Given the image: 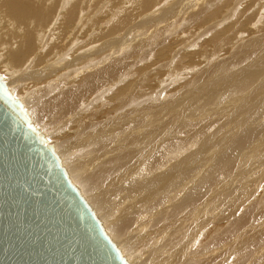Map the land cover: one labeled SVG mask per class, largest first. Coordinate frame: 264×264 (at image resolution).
Segmentation results:
<instances>
[{"label": "rangeland", "instance_id": "1", "mask_svg": "<svg viewBox=\"0 0 264 264\" xmlns=\"http://www.w3.org/2000/svg\"><path fill=\"white\" fill-rule=\"evenodd\" d=\"M76 1H77L76 3L74 0H47V1L44 0L43 1L44 2L43 5L45 7L48 8V6H50V9L52 8L51 12H52L53 17L56 16L54 18V20H53V17L51 18L53 20V21L51 20L53 23L51 21L48 23V25L51 23L53 27L55 25L54 30H53V27L51 25H49V26L46 25L45 28L47 30L50 29V31L53 34H55V32H53V31H55L57 29V35L59 33L63 32L62 34H59L58 36L56 34L53 35V37H55L57 41L55 39L53 40V38H52L53 41L51 40L52 42H55V41L57 42V49L60 50V51L57 50V57L58 58L60 57V59H57V63L59 64L60 61H61L60 63H62L59 65L57 64V67L59 68V74L62 73L60 76L62 77L64 72L69 73L68 72L69 70L70 71L74 70V69L77 70V67L80 66L82 68V67H85L87 65V64L84 65L85 63H82V62H80L81 65H79L80 63L76 59L74 60L75 62L71 61L73 65L69 64L68 62L70 61V58H72V60H73L75 56L77 57V55L81 54L80 50L77 47H79L80 45L83 44L84 45L83 47L80 46L83 49V48H86L89 45V43H90V45L88 46L89 49L87 47L86 49L81 50V52L84 51L82 54H84V57L87 58L88 60H90L89 56H93L92 57L93 60H97V61L100 59L102 60L103 58L104 59L106 58V60H107V57L105 55H107L108 52L111 53V50H114L115 52L112 51L113 52L111 54L112 56H110V54L108 55V56L114 57V58L108 57V60L112 59V61H114L115 58L118 56L117 57L118 59L125 60V64L128 65V66L125 65L126 67H124L126 69V71H121L119 69L118 76L120 75L119 77H121V75L123 73L125 74V72H126V74L131 76L132 74H134L133 72H136L135 73L136 77L132 75L133 79H132V76L131 77L128 76L127 78L122 79V81H119V79H120L119 78L118 81H117V79H115V84L114 83L111 84L110 81H108L109 83H107V85L105 86L106 89H107V86L109 87L108 90L110 89L109 91L107 90V92H109V93L108 94L106 93L104 95L106 100H108V101L110 99L113 100V101L110 100V102H109L110 108L109 107L104 108L105 109L104 114L107 115V117H109V118H111L112 116H115L116 111H118V110L121 111V107H120L121 105L118 107V104H119L117 101L118 99L115 98L119 89H120V91L122 90L124 92H126L129 89V92L128 91L126 92L127 94L126 93L124 94V92H123V94L121 93L118 97V98L123 97L121 99H124V101H125V96L127 95L126 98L128 97L131 100L129 99L128 103L126 100L125 103L128 106L131 105L133 107V109H132V107H125L124 104L122 105V108L124 107L125 109L124 108L123 109L126 111L129 110V112H127V113H129L131 115L129 116L127 114L128 117L125 115L124 120L119 119V121H121V122L118 121L119 124H121L123 122L125 123L124 128L122 129L121 132H119L121 134L120 140L125 145L133 144V146H134L133 152L135 154L140 155L139 162L132 164L130 166H127V167L122 166L118 170V172H120L124 169H127V171L130 173V175H132V180H130L128 183V185H130V187L129 188H125L123 186H121V188L117 187L108 193H112L111 196H115V197L120 196L122 199H125L127 197L128 199H131V200H133V196H137L138 194H142V193H147V194L154 196L157 199L161 194H158L156 192L155 184H156V181L160 178L153 179L152 178L153 173L155 174V176H159L164 171H168V174L173 173L174 178H176L178 176L174 180L173 186L181 185L182 189L179 187V189H181L179 192L172 191L170 194V198H171L170 203L165 204L164 206L160 207L159 209H168L169 205L171 203H173V206L174 205L176 206V202L182 198H183V200H185V204H187L188 206L189 205L193 206L196 202L203 201V198L205 200L204 202H206V200L208 201V202H206L207 203L206 210L203 211L199 215V218L196 222H194V221L191 222L190 219H185L182 222L183 226L185 225L186 228H188L189 225L194 222L193 223L194 230H195L194 238H193L192 242H189V244H191V245L189 246V248L187 250L185 249L182 252H177L176 255L187 256L190 259L202 258L199 261L195 262L194 264H264V145H263L264 141H262V140H264V133H263L264 132V123H263L264 122V98H263V96H264V78H263L264 77V64H263L264 58H262V57H264V53H262V51L264 52V44L263 45L260 44V43H264V35H263V33H264L263 32L264 31V27H263L264 26V0H219L220 2L216 6L212 5L215 7H212L210 9V11L209 10L207 12L205 11L206 13L203 10L207 7V2H208L207 0L200 1V2L205 3V5L202 4L203 6L201 5V3L200 4L198 3L199 1L196 2L198 4V6L196 3H195V6L192 5V4H194L193 3L194 0H152L153 2L149 0L150 3L147 0H146V2L144 0H139V1L135 0V1H137L136 2L137 4L134 3L135 1H133V0H129V1L128 0H76ZM142 1H143V4H142ZM204 1H206V2H204ZM45 2H47V3L49 2L48 6L46 5ZM71 2H73V4H71ZM131 2H132V5L130 4ZM179 2H180V4H179ZM77 3H78V6H77ZM182 3H183V5L180 6ZM72 5H76V6H72ZM200 5L202 7H200ZM146 6H148V7H146ZM72 7H74V8H72ZM184 7H186V8H184ZM71 8L76 13L73 11L71 12V10H72ZM164 8L165 9L167 8L166 9L167 11H164L165 10ZM77 9H78V11H77ZM83 9H84V11H83ZM66 10H68V11H66ZM89 10H90V12H89ZM214 10H216L215 14H214V12L210 13ZM161 11H163V14H161L162 13ZM169 11H170V13H169ZM159 12H161L160 15H158ZM164 12L166 14H168V16H166V14ZM145 13H146V15H145ZM153 13L155 15H153ZM202 13L204 16L202 15ZM65 14H66L67 18L65 17ZM79 14H80V16H79ZM118 14L120 17L118 16ZM151 14L153 16H151ZM115 15H117V16H115ZM205 15L212 16V17L206 16L207 19L208 18L210 19V20L209 19L206 20ZM78 16L79 17L82 16L81 20H79L80 18ZM113 16H114V18H113ZM168 17H170V18H168ZM157 18H158V20H157ZM161 18H162V20H160ZM77 19H78V21H77ZM85 19H86L87 23H85ZM98 19H100V20H98ZM116 19H118V24L116 23L117 22ZM68 20H70L72 22H70ZM97 20H98V22H96ZM189 20H191V21H189ZM194 20H196V21H194ZM121 21H123V22H121ZM192 21H193V23H192ZM58 22L59 23L61 22L62 24L61 23L57 24ZM217 22H218V24H217ZM63 23H65V25ZM67 23L70 26H68ZM91 23H94V24H91ZM75 24L76 25L78 24V25L76 26ZM79 24L81 25V27ZM140 24H144V26L141 27ZM139 25H140V27H139ZM74 26H76V27H74ZM69 27H72V28H69ZM77 27H78V29H77ZM83 28H85L86 31ZM87 28H89V29H87ZM129 28H131V30ZM62 29H65V30L61 31ZM71 29H72V31H71ZM73 29L74 30L76 29V31H74ZM98 29H99L100 33H102V31H105V34L103 35V33L102 34L98 33ZM114 29H115V32H114ZM94 30L96 31V33H94ZM50 31L48 30V32H50ZM159 31H160V34H158ZM69 32L72 34H70ZM81 32L82 33L84 32V34H81ZM78 33L80 34V36ZM110 33H111V35H110ZM154 33L155 34L157 33V35H160V36L156 37V35ZM85 34L88 35L89 38ZM89 34H90V36H89ZM153 34L155 36H153ZM65 35H66V38H65ZM224 35L226 37H224ZM49 36L51 38L52 34L48 33V36L46 35L48 40H49V38H48ZM60 36L63 38H61ZM149 36L152 38L153 41L155 40V42H156V40H159L156 42L159 45L155 44V42L153 44L152 40L150 42ZM221 36L223 38H221ZM46 37H45V39L42 40V43L44 41H48L46 39ZM85 37L88 39V41L85 40L86 39ZM102 37H103V39H102ZM110 37H112L111 39L113 40L112 41L110 39V41L113 42V44H116L117 48L116 47L114 48L115 45H113L112 43L110 44V41L107 40V38L109 39ZM142 37H144V38L147 37L146 39H148V40H146ZM252 37H259L260 39L258 38L255 41H252V42H250L244 46L243 43L249 42L250 38H252ZM70 38H72V39H70ZM78 38H79V41H77ZM104 38H106V39H104ZM140 38H142V39H140ZM115 39H117V40H115ZM72 40H74L73 41L74 44L72 43ZM103 40H104V42L106 40L109 42V44H108L106 41L105 45H109L110 48L112 46L113 47L111 49H109V46L99 48V46L102 45L101 43H104V42H102ZM137 40H138V43L140 44V46H142V47H143V45L145 46L146 43L147 44L149 42L151 43V45L149 43L148 46H146L147 50H145V47H144V50L142 52L143 57H142V53H140L141 56L139 54V52L143 49L142 47H140L141 50L139 48L140 51L136 50V51H138L137 54H135L136 51H131V49H132L131 46L133 44H136ZM139 40H140V42H139ZM83 41H84V43H83ZM85 41H86V43H85ZM36 42H37V40H36ZM78 42H79V44H78ZM133 42H135V43H133ZM61 43H62V45H61ZM251 43H253V44H251ZM44 44L46 45V42H44L42 46H45ZM85 44H87V45L85 46ZM117 44H119V45L121 44V45L120 46L118 45L119 46L118 47ZM67 45H68V47H67ZM252 45H253V47H252ZM259 45H260V47H259ZM70 46H73V47H70ZM64 47L67 48L66 52H68L69 55L66 52L64 54L62 53L63 50L65 49ZM90 47H93L92 49L95 51H93V52L90 51ZM100 47H102V46H100ZM243 47L244 48L246 47L247 49L246 48L244 49ZM250 47H252L253 49ZM258 47L260 48V50L258 49L259 51L257 50ZM43 48H45V47H43ZM107 48H108V50H107ZM241 48L243 49V51ZM240 49H241V51H240ZM75 50H76V53L74 54ZM86 50H88V52ZM89 51L92 52V53H90V55H88ZM34 52H37V51L33 49V53ZM85 52H86V54H85ZM95 52H96L97 58L99 57L98 59L95 57L96 55H93V53H95ZM98 52H101V53L103 52V54H105V55H100L101 53L99 54ZM182 52L184 53V56H183ZM247 52H248V54H247ZM33 53L30 55H35ZM61 53L63 55H65V58L67 57V59H65V58L63 59L64 56H61L60 55ZM132 53L134 54V56H132ZM145 53H147V54H145ZM36 54H39V53L37 52ZM98 54H99V56H98ZM114 54H116V55H114ZM66 55H68V56H66ZM136 55L139 57H137ZM181 55H182V59H181ZM101 56H103V57H101ZM130 56H132V57H130ZM135 56L137 59L135 58ZM177 56H180V57H178V58H180V60L177 58ZM36 57H37V55H35L33 57L31 56L30 58L28 57L27 59H30V60L26 59L25 61H27L26 63L28 65L30 64V62L32 64L36 60ZM84 57L82 56V59H84ZM51 58H53V56ZM92 58H91V60H92ZM128 58H130V59H128ZM142 58H145V60L143 61ZM170 58L172 61L170 60ZM104 59L102 61H104ZM176 59H177V61H176ZM49 60H50V58L47 60V56H46V63ZM58 60H60V61H58ZM62 60L63 61L65 60L64 62L67 61V63L64 64ZM106 60L104 62H106ZM108 60L106 63L112 62L110 60L108 62ZM25 61H24V66L23 65L20 66V68H21L20 72H24L26 74H29L28 73L29 71H27V70H28L30 65L28 66L25 63ZM175 62L176 63L179 62L181 67L178 64H175ZM40 63H41V61H40ZM220 63H223L222 66H224L226 68V69L225 68L224 69H225V71H227V74L226 73L224 74V71H222V73H221L219 66H217ZM231 63H232V66H231ZM234 63H236V64H234ZM248 63H249V65H248L247 70H249V72H247L243 68V66H245ZM88 64H90V63H88ZM74 65H76V66H74ZM82 65H84V66H82ZM222 66H221V68H222ZM249 66H250V68H249ZM251 66H252V68L254 67L253 68L254 70L252 69V71L250 72ZM9 67L12 68L13 66L10 65ZM9 67L4 68L3 66L2 67L0 66L1 72H4V70H1V68L6 69V73L5 72L1 73L0 76L2 75L1 76L2 80L4 79L7 82H11L13 80L15 73H17L16 69H15L16 71L13 70L16 67L12 68L13 72L15 71L14 73L12 72V70ZM71 67H72V69H70ZM127 67H128V69H127ZM216 67L218 68V70ZM62 68L64 69V72H62V70H60ZM79 68H78V71L75 70L76 73L82 71V69H83V68L82 69L80 68V70H79ZM8 69H9V72L11 71L12 76H11V74L7 73ZM17 69L19 72V67H17ZM32 69L30 68L29 70H32ZM125 69H122V70H125ZM259 69L262 70V72ZM129 70H130V73H129ZM131 70L133 72H131ZM237 71H238V74L236 73ZM206 72L207 73L209 72V73L207 74ZM228 72H230V73L234 72L232 74L233 75L235 74L236 76L234 75V77H233L232 74H230ZM205 74H206V76H205ZM212 74H214V76ZM223 74L224 75L230 74V75L223 77L224 76ZM254 74L256 75V79L258 78L257 80H259V81H257L254 78L255 77ZM215 75L217 77H219L221 75H223V76H221L220 78H217ZM239 75H240V77H239ZM246 75L247 76L250 75V77L249 76L247 77ZM209 76H211V77L213 76L211 78L212 80L208 79ZM259 76H261V78H259ZM235 77H237L238 79ZM245 77H246V80L249 82H247V81L245 82ZM252 77H253V79H252ZM134 78H135V80H134ZM147 78H149V79H147ZM215 78H216V80H215ZM225 78H226V80H224ZM250 78L252 81L250 80ZM138 79L141 80V82L143 84H141V82ZM137 80L139 81V83ZM203 80H204V82L208 81L210 84V92H209L210 95H208L209 93L204 94L205 91L203 93V90L205 89V86L202 87L201 97H200V99L198 98V101H197V99L194 100V101H197V103L195 104V103H193V101L188 100L187 96L188 95L190 96V94L193 92L194 88L197 90L200 84L196 85V83L203 81ZM238 80H240V81H238ZM253 80H256L255 85H254ZM116 81H117V83H116ZM125 81H126V83H124ZM147 81H149V82H147ZM190 81H193L192 87L188 89V90H191V92L187 91V88L190 87L191 85H188V87L185 86L188 83L192 84V82H190ZM242 81H243V83H242ZM229 82H230V84L233 82V83H235L234 85H237V87L235 86V88H234V90H235L234 92H232L233 89L229 90V91L232 90L231 92H225L224 91L226 86H229V87L234 86L233 84H231V86H230ZM250 82H251V84H250ZM257 82L260 84H258ZM121 83H122V85H121ZM137 83L139 86L137 85ZM148 83H149V85L152 83L153 85H150L152 87H149ZM161 83H163V84H161ZM236 83H238V84H236ZM144 84H146L150 89ZM243 84H246L247 87H245V85H243ZM256 84H258L259 86ZM133 85H134V88L137 89L136 91L134 88L132 89L131 87H129V86L133 87ZM142 85H144V86H142ZM218 86H219V90H218ZM238 86H240L239 87V93H235V92H238V89L236 90V88H238ZM242 86L244 87V89ZM113 87H114L115 91L112 90ZM115 87L118 90H116ZM138 87H139V89H138ZM248 87H249V89H246ZM7 88L9 89L10 86L7 85ZM151 88H152V90H151ZM240 88L243 90H241ZM250 88L256 89V92H254L255 90L252 91L253 95H251L252 93H250V92L247 93L248 90H251ZM195 89H194V91H195ZM220 89L223 90V93L221 92L222 90H220ZM158 90H160V91H158ZM179 90H181V91H179ZM259 90H260V93H258ZM161 91H162V93L160 94ZM130 92H133V96H131L132 93H130ZM185 93H187V95ZM233 93L236 95H234ZM173 94H174V96H173ZM214 94H217V95H214ZM223 94H224V96H223ZM111 95H113V96L111 97ZM185 95H186V97H185ZM205 95H208V96L212 95L213 97H209L210 99L208 98V100L206 101L207 96H205ZM109 96H110V98H108ZM169 96H170V98H169ZM217 96H218V98H217ZM237 96H240V97H237ZM253 96H254V98H253ZM133 97H134V99H133ZM185 98L187 101L185 100ZM212 98H214V100ZM215 98H216V100H215ZM168 99L169 100L171 99L172 101L174 99H176L178 103L177 102H175V103H177L178 106L175 103L170 104V102L172 103V101L171 100L168 101ZM178 99H179V101H178ZM231 99H233V100L236 99L235 101H239L240 104H238V105L241 106V110L243 108H245V110H246V111H243V113H245L244 114L245 117L243 115L242 116L243 118H241V119L237 118L238 120H234L235 123H234V121L231 123L234 125H231L230 123H226L228 117L237 113V110H238V107H236L237 109L234 108L237 105H234V104L232 105V103L230 102ZM241 100L243 102L244 101L245 102L243 103V102H241ZM114 101H115V107H114ZM124 101H123V103H124ZM163 101H165V102L167 101V102L164 103ZM161 102L164 103L165 105L162 104ZM180 102H183V104L181 105ZM188 102L189 103L192 102L193 104L192 103L187 104ZM174 104L176 106H174ZM90 105L96 106V104H94V103H91ZM171 105H173V106L171 107ZM180 105L186 106V107L188 106V108L183 109V107H181ZM196 105H198V106H196ZM111 106H113V107H111ZM213 106H215V107H213ZM96 107H98V106H96ZM96 107H92V108L97 109ZM178 107L182 108V109H178ZM207 109H208V111H207ZM203 110H205L207 113ZM191 111H193V112H191ZM130 112H132V113H130ZM107 113H110L113 115H110ZM222 113H223V115H222ZM155 116H157V117H155ZM256 117L259 119H257ZM134 118H135V121H136V119L138 120L136 124H135ZM130 119H132L131 120L132 122L130 121ZM143 120L145 121V123ZM148 120H149V122L151 121V123H154L158 129H160V132L158 130L155 132V135L153 134L154 136L148 135L146 133V131L150 128L148 126L149 125ZM259 120H261V121H259ZM224 121H225V123H223ZM211 122H213V123H211ZM246 123H248L249 126H248V124L246 125ZM259 123L262 125V127L260 126ZM138 124H140V125L137 127L136 125H138ZM145 124H146V127H143V125L145 126ZM227 124L230 127L227 126ZM141 125H142V128H141ZM151 125L152 124H150V126ZM62 126H64V125H62ZM147 126H148V128H147ZM241 126H242V128H241ZM252 127L261 128V129H259L261 139L258 142L251 144L250 146H252V147H250V146L247 147L248 150L251 149L252 155L250 154V150L248 153V150L246 148L241 149L239 146L237 149L238 152H236V157L239 160L236 159V157H235V159L233 160L234 161L233 163L235 165L231 164L229 166V168L231 167L230 171H232V172H228L227 174H225V177L227 178L229 176L228 174L230 173V176L226 179L227 181H224V178H225L224 175L222 177H220V175L219 176L216 175L217 173L219 174L220 170L223 168V167H221V169L219 168L218 171L213 172L211 175L212 177H215L214 175L217 176V178L215 177L217 179L215 184H213L211 186L207 185L208 183L206 184V182H208V180L210 179L211 176L209 177V175H208L207 177H209V178L205 177V179L203 177L212 171L210 169H211L216 157L219 156V153L220 152L222 153L223 150L225 149L224 152L226 154H227V152H228V154H230L229 152H231L233 154L235 152L234 147L236 145L235 144L230 145V143L232 141H234L235 139H239L240 136L247 134L246 132H248V130L250 131V128H252ZM143 128L145 130V133L142 132V131H144ZM145 128H147V129H145ZM223 128H224V130H223ZM65 130L63 129V132ZM68 130H69V128H68ZM68 130H66L65 132H67ZM236 134H237V136H236ZM222 135L224 136L223 138H222ZM233 136L236 138H234ZM206 138L208 139V141H206L204 144L201 143L202 140H205ZM217 141L219 144L217 143ZM254 141H257V140H254ZM216 143L218 144V146ZM234 143H237V142H234ZM258 143L261 146L260 145L258 146ZM206 144H208V145H206ZM225 144H227V145L225 146V148H223ZM156 145L157 146L159 145L160 148H156L157 147ZM220 145L222 146L223 150H222ZM237 145H239V144L237 143ZM253 145H255V147H253ZM256 147H257V149H256ZM259 147H261L260 150L263 152H261L259 150ZM227 148H229V149H227ZM217 150H218V153H217ZM242 150H243V152H242ZM253 150L255 151V154H254ZM256 150H257V152H256ZM128 151H130V148L128 149ZM240 151H241V154L239 153ZM244 152L247 153L248 155L243 154ZM156 154L161 155L165 159H167L169 157V159L166 160V162H164V163L159 162V164L161 163L160 165L156 164V161L159 160L158 157L156 156ZM222 155L223 154H221V156ZM243 155H244V157H243ZM246 155H247L250 163H248V161H247L248 159L246 158ZM257 156H258V158H257ZM150 159L152 160L151 163H149ZM243 159L245 161L244 163H242ZM189 164H190L192 169L190 168ZM219 165H221V164L219 163ZM232 165L234 166L233 168H232ZM148 167H152L153 172L147 171ZM194 167H195V169H194ZM185 169H186V171H185ZM188 169H190V170H188ZM237 170L240 171V173L237 172ZM157 173H160V174H157ZM179 174H181V175H179ZM189 174L190 175L192 174L195 176H193V178H189V177H192ZM111 175L112 174L108 175V178ZM202 178H203V180H202ZM187 180H188V183H187ZM205 180H206V182H205ZM222 181H224V182H222ZM183 183H185V185H183ZM186 183H187V185H186ZM218 183L221 187L218 185ZM133 185L138 187V188H135ZM214 185H216L217 187L214 188ZM194 186H195V188H194ZM140 187H141V189H139ZM198 187L200 189V194H199L198 190H195ZM223 188L227 189V193L223 194V191H221ZM216 189H218L219 191ZM99 191L102 192L101 187L97 189V192H99ZM125 191H127L128 193H132V196H129L130 195L129 194V195L123 197ZM216 191H218L219 194ZM183 193H186V195L184 196ZM194 194L198 197H196ZM207 197H209V198H207ZM199 198H201L202 200ZM153 211H155V210H153ZM242 216H244V218H242ZM249 216H254V217L251 220L243 221V220H246L247 217H249ZM169 217H171V216H164V212H162L161 216L159 218H157V220L151 221L147 225L146 228H148V227L156 228L157 224L166 222ZM161 219H162V221H161ZM241 220L243 222L240 223ZM143 221L144 220H141L138 223H135L134 225H132V227L135 228L139 223H143ZM184 222H187V223H184ZM180 227H182V226L177 227V230L179 233L181 232ZM140 228H144V227H140ZM145 231H148V230L147 229H141L140 233H143ZM186 234H188V232ZM167 238L168 237H162L161 242L159 244H156V245L165 246ZM167 249H168V247H166V249H165L166 253H167ZM136 252L139 255H144L147 251H145L142 247H140Z\"/></svg>", "mask_w": 264, "mask_h": 264}, {"label": "bare ground", "instance_id": "2", "mask_svg": "<svg viewBox=\"0 0 264 264\" xmlns=\"http://www.w3.org/2000/svg\"><path fill=\"white\" fill-rule=\"evenodd\" d=\"M44 0H0V66L4 67V68H7L9 67L10 65H12L13 67H16L14 68L13 70H17V73H15L14 77H13V80L11 82H7L5 81L4 79V82L6 83V86H10L9 88V92L17 99H19L23 105V108L25 109V111L27 112L31 122L34 124V126L40 131V133L46 138L47 142L52 144L53 145V148L55 150V152L58 154L59 156V159H60V162H61V165L65 168L66 170V173L70 179V181L76 185L80 191V193L85 197V199L87 200V202L90 204V206L94 209L96 215L99 217V219L101 220V223L104 227V229L106 230V232L108 233V235L110 236V238L114 241V243L116 244V246L119 248L121 254L125 257V259L130 263V264H194L195 262L199 261L200 259L202 258H197V259H190L188 258L187 256H178L176 255L177 252H182L184 251L185 249L187 250L189 248V246L191 244H189V242H192L193 238H194V226H193V223L196 222L199 218V215L206 210L207 208V203L208 202L206 200V202H204V198H203V201H199V202H196L193 206L192 205H187L185 204V200L182 199H179L177 202H176V206L174 205L173 206V203H171L169 205V208L168 209H159L160 207L164 206L165 204H168L170 203L171 201V198H170V194L172 191H175V192H179L182 187L181 185H177V186H173V182L176 178L173 177V173H169L168 174V171H164L162 174L160 173H157V174H160L159 176H155V174L153 173L152 175V178L153 179H157V178H160L156 181V184H155V188H156V192L158 194H161L157 199L150 195V194H147V193H142V194H138L137 196H133V200L131 199H128L127 197L125 199H122L120 196H111L112 193H108L110 191H112L113 189L119 187L121 188V186L125 187V188H129L130 185H128L129 181L132 180V175H130V173L127 171V169H124L120 172H118V170L123 166V167H127V166H130L132 164H135L137 162H139L140 160V155L139 154H135L133 152V144H130V145H125L121 140V134L119 132L122 131V129L124 128L125 126V123H121L119 124V119L120 120H124L125 118V115L128 117V115L130 116L131 114L127 113L129 112L124 110L122 108V105L124 104L125 107H132L130 104V106H128L125 101L127 100V103L129 102L128 100L130 98H126L125 96V101L124 99H121V98H118L119 95L124 91H119L117 92L116 94V97L118 100V107L120 106L121 107V111H114L115 112V116H112L111 118L107 117V115L104 114V111L105 109L104 108H107L109 107V101L106 100L105 98V94L109 93L107 92L108 90V86H107V89H106V85L107 83H109L108 81H110V83H114L115 84V79H119V81H122V79L124 78H127L128 74H125L121 75V77L118 76V72H119V69L121 71H126V69L124 67L128 66L125 64V60L123 59H117L115 58L114 61H112V59L110 61L112 62H109L108 60V57L112 56L111 54L113 53L112 51L114 50H111V53L108 52L107 55L103 54V52H98L100 55H105L107 57V60L109 63H106L107 60L106 58L104 59V61L106 60V62L102 61L101 59L100 60H93V56H89L90 60H88L87 58L84 57V54H82L84 51L81 52V50L83 49H86L89 45L86 47V48H83L82 47L84 46L83 44L80 45L82 47H80L78 44L79 47H77L79 50H80V55H77V57L75 56L74 59L72 60V58H70V61L68 62L69 64L73 65L72 62L76 59L82 63H85L84 65H86L85 67H80L82 69V71L80 72H77L78 71V68L77 67V70L74 69V70H69L68 72L69 73H65L64 72V69H60L62 70V72H64L63 76L61 77L60 75L62 74H59V68L57 67V59H60V57L58 58L57 57V50L60 51L59 49H57V40L55 37H53V35H57V27L55 28L56 30L53 31L55 32V34H53L50 29H48L50 32H48V30L45 28L46 25H48V23L52 20L51 18L53 17L52 15V12H51V9H50V6H48V3H46V5L48 6L45 7L43 5V2ZM47 1V0H46ZM75 3L77 2L76 0H74ZM129 1V0H128ZM135 1V0H133ZM139 1V0H138ZM146 2V0H144ZM149 1V0H147ZM152 1V0H150ZM149 1V3H150ZM199 1L198 3L201 5L205 3L203 2H200L202 0H194V5L195 6V3ZM207 7L203 10L204 12L206 11H210V9L212 7H215L220 1L219 0H207ZM59 2V1H58ZM137 1H135L134 3H136ZM153 2V1H152ZM206 2V1H204ZM53 3V2H52ZM148 3V4H149ZM178 3V2H177ZM176 3V4H177ZM71 4H73V2H71ZM132 5V2L130 3ZM137 4V3H136ZM135 4V5H136ZM142 4H143V1H142ZM173 4V3H172ZM180 4V2H179ZM197 4V3H196ZM51 5V4H50ZM139 5V4H138ZM150 5V4H149ZM183 3L180 5L182 6ZM191 5V6H192ZM200 5V7H202ZM212 5H215V6H212ZM67 6V5H66ZM72 6H76V5H72ZM77 6H78V3H77ZM198 6V4H197ZM219 6V5H218ZM102 7V6H101ZM148 7V6H146ZM145 7V8H146ZM168 7V6H167ZM172 7V6H171ZM193 7V6H192ZM74 8V7H72ZM71 8V9H72ZM90 8V7H89ZM132 8V7H131ZM141 8V7H140ZM176 8V7H175ZM186 8V7H184ZM70 9V10H71ZM133 9V8H132ZM165 9V8H164ZM167 9V8H166ZM164 10V11H167V10ZM177 10V9H176ZM217 10V9H216ZM212 11L210 13H213L215 14V11ZM68 11V10H66ZM75 12L73 9L71 10V12ZM78 11V9H77ZM81 11V10H80ZM84 11V9H83ZM103 11V10H102ZM138 11V10H137ZM65 12V11H64ZM70 12V11H69ZM87 12V11H86ZM90 12V10H89ZM151 12V11H150ZM162 12V13H161ZM159 12L158 15L163 14V11ZM181 12V11H180ZM199 12V11H198ZM205 12V13H206ZM242 12V11H241ZM244 12V11H243ZM76 13V12H75ZM79 13V12H78ZM155 13V12H154ZM153 13V15H155ZM165 13V12H164ZM170 13V11H169ZM194 13V12H193ZM240 13V12H239ZM67 14V13H66ZM65 14V17L67 18ZM69 14V13H68ZM74 14V13H73ZM90 14V13H89ZM88 14V15H89ZM149 14V13H148ZM166 14V13H165ZM177 14V13H176ZM209 14V13H208ZM242 14V13H241ZM56 15V14H55ZM78 15V14H77ZM146 15V13H145ZM151 14V16H153ZM175 15V14H174ZM203 15V13H202ZM213 15V14H212ZM219 15V14H218ZM74 16V15H73ZM72 16V17H73ZM80 16V14H79ZM78 16V17H79ZM86 16V15H85ZM117 16V15H115ZM119 16V14H118ZM150 16V15H149ZM148 16V17H149ZM165 16V15H164ZM166 16H168V14H166ZM200 16V15H199ZM204 16V15H203ZM208 16V15H205V17ZM214 16V15H213ZM229 16V15H228ZM56 17V16H55ZM53 17V20L54 18ZM71 17V16H70ZM87 17V16H86ZM120 17V16H119ZM192 17V16H191ZM208 17H212V16H208ZM81 20L82 16L79 17ZM114 18V16H113ZM170 18V17H168ZM189 18V17H188ZM194 18V17H193ZM198 18V17H197ZM201 18V17H200ZM199 18V19H200ZM239 18V17H238ZM60 19V18H59ZM62 19V18H61ZM76 19V18H75ZM111 19V18H110ZM109 19V20H110ZM121 19V18H120ZM209 19V18H208ZM207 17H206V20H208ZM52 20V21H53ZM64 20V19H63ZM100 20V19H98ZM98 20L96 22H98ZM108 20V21H109ZM117 20V24H118V19ZM123 20V19H122ZM158 20V18H157ZM162 20V18L160 19ZM193 20V19H192ZM205 20V19H204ZM203 20V21H204ZM210 20V19H209ZM51 21V22H52ZM66 21V20H65ZM70 21V20H68ZM67 21V22H68ZM78 21V19H77ZM191 21V20H189ZM196 21V20H194ZM200 21V20H199ZM62 22V21H61ZM60 22V23H61ZM72 22V21H70ZM83 22V21H82ZM93 22V21H92ZM95 22V23H96ZM120 22V21H119ZM123 22V21H121ZM198 22V21H197ZM53 23V22H52ZM59 22L57 24H60ZM69 23V22H68ZM67 23V25H68ZM85 23L86 22V19H85ZM104 23V22H103ZM107 23V22H106ZM115 23V24H116ZM143 23V22H142ZM153 23V22H152ZM193 23V21H192ZM195 23V22H194ZM62 24V23H61ZM65 25V23H63ZM71 24V23H70ZM83 24V23H82ZM91 24H94V23H91ZM97 24V23H96ZM116 24V25H117ZM215 24V23H214ZM218 24V22H217ZM241 24V23H240ZM49 25L52 26V24L50 23ZM48 25V26H49ZM76 25V24H75ZM78 25V24H77ZM76 25V26H77ZM80 25V24H79ZM103 25V24H102ZM141 27L144 26V24H140ZM139 25V27H140ZM193 25V24H192ZM245 25V24H244ZM60 26V25H59ZM70 26V25H68ZM74 26V27H76ZM107 26V25H106ZM105 26V27H106ZM113 26V25H112ZM53 27V26H52ZM51 27V28H52ZM55 27V25H54ZM54 27H53V30H54ZM62 27V26H61ZM81 27V25H80ZM83 27V26H82ZM90 27V26H89ZM101 27V26H100ZM104 27V26H103ZM264 27V26H263ZM69 28H72V27H69ZM86 28V27H85ZM83 28L85 31L86 29ZM137 28V27H136ZM156 28V27H155ZM78 29V27H77ZM89 29V28H87ZM94 29V28H93ZM92 29V30H93ZM97 29V28H96ZM95 29V30H96ZM117 29V28H116ZM131 30V28H129ZM65 29H62L61 31H63ZM74 30V29H73ZM94 30V33H96V31ZM59 31V30H58ZM60 31V32H61ZM72 31V29H71ZM76 31V29L74 30ZM83 31V30H82ZM84 31V32H85ZM51 33L52 34V37L50 38V36L48 37L49 40L47 39L46 35L48 36V33ZM84 32L81 34H84ZM114 32H115V29H114ZM242 32V31H241ZM264 32V31H263ZM47 33V34H46ZM63 32L59 33V34H62ZM70 33V32H69ZM86 33V32H85ZM92 33V32H91ZM98 33L99 32V29H98ZM97 33V34H98ZM103 35L105 34V31H102ZM100 33V34H102ZM162 33V32H161ZM58 34V35H59ZM65 34V33H64ZM72 34V33H70ZM74 34V33H73ZM79 34V33H78ZM155 34V33H154ZM153 36L156 35V37L160 36V35H157V33ZM160 34V31L159 33ZM57 35V36H58ZM67 35V34H66ZM66 35H65V38H66ZM69 35V34H68ZM86 35V34H85ZM92 35V34H91ZM102 35V36H103ZM111 35V33H110ZM264 35V33H263ZM62 36V35H61ZM60 36V37H61ZM72 36V35H71ZM80 36V34H79ZM82 36V35H81ZM88 37V35H86ZM90 36V34H89ZM152 36V37H153ZM46 39L48 41H44L46 42V45L45 46H42L43 43H42V40L43 39ZM78 37V36H77ZM148 37V36H147ZM146 37V38H147ZM224 37H226L224 35ZM55 39L56 41L55 42H52L53 40ZM63 38V37H61ZM64 38V39H65ZM68 38V37H67ZM73 38V37H72ZM70 38V39H72ZM76 38V37H75ZM86 38V37H85ZM89 38V37H88ZM112 37H110L109 39L107 38V40L110 41ZM144 38V37H142ZM140 38V39H142ZM144 38V39H146ZM150 38V42L152 40V38L149 36ZM154 38V37H153ZM221 38H223L221 36ZM259 37H252L250 38L249 42H246V43H243V45L245 46L246 44L252 42V41H255L256 39H258ZM262 38V37H261ZM77 39V38H76ZM81 39V38H80ZM97 39V38H96ZM103 39V37H102ZM106 39V38H104ZM123 39V38H122ZM139 39V38H138ZM161 39V38H160ZM249 39V38H248ZM260 39V38H259ZM37 40V42H36ZM52 40V41H51ZM60 40V39H59ZM58 40V41H59ZM67 40V39H66ZM75 40V39H74ZM72 40V43L73 41ZM85 40L88 41V39L86 38ZM106 40V41H107ZM112 40V39H111ZM117 40V39H115ZM114 40V41H115ZM148 40V39H146ZM69 41V40H68ZM67 41V42H68ZM79 41V38L78 40ZM105 41V42H106ZM113 41V40H112ZM134 41V40H133ZM142 41V40H141ZM159 41V40H156V42ZM64 42V41H63ZM82 42V41H81ZM104 42V40L102 41ZM105 42L104 43H101L102 47H100L99 45V48H103V47H107L109 45H105ZM121 42V41H120ZM119 42V43H120ZM140 42V40H139ZM149 42V43H150ZM155 40L153 41L152 40V43L154 44ZM155 44H158L156 43ZM263 42V41H262ZM60 43V42H59ZM70 43V42H69ZM84 43V41H83ZM86 43V41H85ZM107 43L109 44V42L107 41ZM113 44V42L110 41V44ZM135 43V42H133ZM143 43V42H142ZM141 43V44H142ZM146 43V42H145ZM148 43V44H149ZM74 44V43H73ZM75 44V45H76ZM148 44L146 43L145 46L143 45L140 46V44L138 43V40H137V43L136 44H133L131 46V51H136V50H139L140 47H142L143 49L141 50L140 48V53L143 52L144 50V47H145V50L146 49V46H148ZM241 44V43H240ZM253 44V43H251ZM259 44V43H258ZM260 44H264V43H260ZM62 45V43H61ZM70 45V44H69ZM72 45V44H71ZM87 44H85L86 46ZM115 45L114 48L116 47V44H113ZM119 44H117L118 46ZM121 45V44H120ZM119 45V46H120ZM151 45V43H150ZM149 45V46H150ZM159 45V44H158ZM157 45V46H158ZM161 45V44H160ZM118 46V47H119ZM156 46V47H157ZM256 46V45H255ZM45 47V48H43ZM62 47V46H61ZM68 47V45H67ZM70 47H73V46H70ZM69 47V48H70ZM75 47V48H76ZM113 47V46H112ZM111 47V48H112ZM123 47V46H122ZM121 47V48H122ZM165 47V46H164ZM248 47V46H247ZM253 47V45H252ZM250 47V48H252ZM260 47V45H259ZM257 48V50L260 48ZM263 47V46H262ZM65 48V47H64ZM81 48V49H80ZM93 47H90V51H95L92 49ZM98 48V47H97ZM110 46H109V49H111ZM117 48V47H116ZM149 48V47H148ZM244 48V47H243ZM246 48V47H245ZM244 48V49H245ZM249 48V49H250ZM33 49L36 50L39 54H36L37 52H34L33 53ZM71 49V48H70ZM89 49V47H88ZM106 49V48H105ZM242 49V48H241ZM240 49V51H241ZM247 49V48H246ZM253 49V48H252ZM62 50V49H61ZM78 50V51H79ZM108 50V48H107ZM164 50V49H163ZM256 50V49H255ZM258 50V51H259ZM67 51V48H65L63 50V54ZM72 51V50H71ZM88 52V50H86ZM89 51V54L92 53ZM106 51V50H105ZM110 51V50H109ZM243 51V49H242ZM35 54L37 55L36 57V60L31 64L30 62V66L26 63L27 61H25L28 57L30 58L31 56H35V55H30V54ZM107 52V51H106ZM115 52V51H114ZM60 54L61 56H64L63 59L65 58V55L63 54ZM68 53V52H66ZM72 53V52H71ZM76 53V50L74 52V54ZM78 53V52H77ZM130 53V52H129ZM135 53V52H134ZM138 51H136L135 54H137ZM183 53V52H182ZM188 53V52H187ZM262 53H264L262 51ZM86 54V52H85ZM98 54V56H99ZM110 54V56H108ZM126 54V53H125ZM138 54V55H139ZM147 54V53H145ZM177 54V53H176ZM244 54V53H243ZM248 54V52H247ZM30 55V56H29ZM69 55V53H68ZM66 55V56H68ZM92 55V54H91ZM93 55H96V52L93 53ZM116 55V54H114ZM129 55V54H128ZM46 56H47V60L50 58V60L46 63ZM53 56V58H51ZM59 56V55H58ZM74 56V55H73ZM82 56L84 57V59H82ZM132 56H134V54L132 53ZM130 56V57H132ZM137 56V55H136ZM135 56V58H136ZM141 56V54H140ZM145 56V55H144ZM183 56H184V53H183ZM263 56V55H262ZM261 56V57H262ZM97 58V55L95 56ZM103 57V56H101ZM139 57V56H137ZM142 57H143V53H142ZM180 57V56H177V58ZM249 57V56H248ZM92 58V60H91ZM99 58V57H98ZM97 58V59H98ZM110 58H114V57H110ZM184 58V57H183ZM240 58V57H239ZM255 58V57H254ZM264 58V57H262ZM32 59V58H31ZM35 59V58H34ZM62 59V58H61ZM67 59V57L65 58ZM69 59V58H68ZM95 59V58H94ZM130 59V58H128ZM137 59V58H136ZM180 60V58H178ZM181 59H182V55H181ZM27 60H30V59H27ZM142 60L144 61L145 58H142ZM171 60V58H170ZM240 60V59H239ZM254 60V59H253ZM24 61L25 63L29 66L28 70L29 71L28 73L29 74H26L24 72H20V66L23 65L24 66ZM33 61V60H32ZM41 61V63H40ZM60 61V60H58ZM63 61V60H62ZM65 61V60H64ZM63 63H67L64 62ZM72 61V62H71ZM84 61V62H83ZM172 61V60H171ZM177 61V59H176ZM184 61V60H183ZM61 62V61H60ZM59 64H62L60 63ZM75 62V61H74ZM103 62V63H102ZM264 62V61H263ZM262 62V63H263ZM78 63V62H77ZM90 63V64H88ZM226 63V62H225ZM224 63V64H225ZM239 63V62H238ZM250 63V62H249ZM248 64H246L245 66H243V68L249 72V70H247L248 68ZM256 63V62H255ZM58 64V65H59ZM75 64V63H74ZM169 64V63H168ZM175 64H179L175 62ZM236 64V63H234ZM264 64V63H263ZM70 65V66H71ZM81 65V63L79 64ZM82 65V66H84ZM126 65V66H125ZM223 63H220L219 65V68L221 70V73L222 71H224V74L226 73L227 74V71H225V67L222 66ZM257 65V64H256ZM62 66V65H61ZM64 66V65H63ZM67 66V65H66ZM76 66V65H74ZM78 66V65H77ZM222 66V68H221ZM231 66H232V63H231ZM12 67V68H13ZM17 67H19V72H18V69ZM181 67V66H180ZM263 67V66H262ZM10 68V67H9ZM12 68H10L12 70ZM25 68V67H24ZM32 69V70H29V69ZM79 68V70H80ZM85 68V69H84ZM217 68V67H216ZM215 68V69H216ZM225 68V69H224ZM241 68V67H240ZM250 68V66H249ZM254 68V67H253ZM252 66H251V70L250 72L252 71ZM259 68V67H258ZM69 69V68H68ZM72 69V67L70 68ZM122 69H125V70H122ZM128 69V67H127ZM140 69V68H139ZM184 69V68H183ZM236 69V68H235ZM242 69V68H241ZM261 69V68H260ZM259 69V70H260ZM1 70H4V72L6 73V69H3L1 68ZM12 70V72H13ZM15 70V71H16ZM76 70V71H75ZM201 70V69H200ZM218 70V68H217ZM238 70V69H237ZM240 70V69H239ZM244 70V71H245ZM254 70V69H253ZM256 70V69H255ZM258 70V69H257ZM14 71V72H15ZM120 71V72H121ZM128 71V70H127ZM213 71V70H212ZM236 71V70H235ZM234 71V72H235ZM262 72V70H260ZM4 72H1L0 71V74L1 73H4ZM13 72V73H14ZM131 72H133L131 70ZM217 72V71H216ZM232 72V73H234ZM259 72V71H258ZM8 74H11V71L9 72V69H8ZM122 73V72H121ZM129 73H130V70H129ZM134 74H132L133 76L136 77V72H133ZM138 73V72H137ZM207 73V72H206ZM209 73V72H208ZM207 73V74H208ZM230 73V72H228ZM230 73V74H232ZM238 74V71L236 72ZM245 73V72H244ZM140 74V73H139ZM215 74V73H214ZM214 74H212L214 76ZM217 74V73H216ZM223 74V75H224ZM228 74V75H230ZM243 74V73H242ZM252 74V73H251ZM250 74V75H251ZM256 74V73H255ZM254 74V75H255ZM7 75V74H6ZM131 75V76H132ZM221 75V76H223ZM228 75H224L223 77L225 76H228ZM235 75V74H234ZM234 75L232 74V76L234 77ZM244 75V74H243ZM250 75H248L250 77ZM2 76V75H1ZM10 76V75H9ZM12 76V74H11ZM60 76V77H59ZM130 76V77H131ZM133 76H132V79H133ZM206 76V74H205ZM212 76V77H213ZM216 76V75H215ZM221 76L217 77V78H220ZM236 76V75H235ZM242 76V75H241ZM247 76V75H246ZM247 76V77H248ZM258 76V75H257ZM8 77V76H7ZM129 77V78H130ZM211 76H209L208 79H211L212 78ZM222 77V78H223ZM240 77V75H239ZM244 77V76H243ZM254 77V76H253ZM252 77V79H253ZM138 78V77H137ZM170 78V77H169ZM237 78V77H235ZM242 78V77H241ZM256 79V75L254 77ZM259 78H261V76H259ZM264 78V77H263ZM145 79V78H144ZM143 79V80H144ZM149 79V78H147ZM214 79V78H213ZM234 79V78H233ZM238 79V78H237ZM236 79V80H237ZM258 79V78H257ZM256 79V80H257ZM135 80V78H134ZM139 80V79H138ZM137 80V81H138ZM212 80V79H211ZM210 80V81H211ZM216 80V78H215ZM226 80V78L224 79ZM251 80V78H250ZM256 80H253L254 81V85H255V81ZM114 81V82H113ZM116 81V83H117ZM141 82V80H139ZM138 81V83H139ZM146 81V80H145ZM240 81V80H238ZM246 77H245V82H246ZM252 81V80H251ZM259 81V80H257ZM261 81V80H260ZM149 82V81H147ZM161 82V81H160ZM192 82V84H187L185 85L186 87H188V85H191L190 87L187 88V91H190L191 90H188L189 88L192 87L193 85V81H190ZM201 82V83H200ZM200 82H197V84H200L198 89L196 90L195 88V91L193 89V92L190 94V96L188 95L187 96V99L190 100V101H193V103H197L198 101V98L200 99L201 97V92H202V87L205 86V89L203 90V93L205 91L204 94H208L210 92V84L208 81H200ZM218 82V81H217ZM244 82V83H245ZM249 82V81H247ZM126 83V81L124 82ZM123 83V84H124ZM131 83V82H130ZM133 83V82H132ZM137 83V85H138ZM146 83V82H145ZM216 83V82H215ZM243 83V81H242ZM253 83V82H252ZM258 83V82H257ZM136 84V83H135ZM141 84H143L141 82ZM163 84V83H161ZM217 84V83H216ZM227 84V83H226ZM231 84H235V83H231ZM230 82H229V85L231 86ZM238 84V83H236ZM241 84V83H240ZM247 84V83H246ZM246 84H243L246 86ZM251 84V82H250ZM260 84V83H258ZM256 84V85H258ZM110 85V84H109ZM119 85V84H118ZM122 85V83H121ZM131 85V84H130ZM146 85V84H144ZM142 85V86H144ZM149 85V83H148ZM150 85H153L152 83ZM149 87H152L150 86ZM165 85V84H164ZM222 85V84H221ZM116 86V85H115ZM126 86V85H125ZM139 86V85H138ZM147 86V85H146ZM235 86L237 87V85H234V86H226L224 91L225 92H231L229 91L230 89H233L232 92H234V88ZM253 86V85H252ZM259 86V85H258ZM119 87V86H118ZM131 87L132 89L134 88V85L133 87L132 86H129ZM148 87V86H147ZM148 87V88H149ZM212 87V86H211ZM217 87V86H216ZM239 87L236 88V90L238 89V92H235V93H239ZM243 87V86H242ZM111 88V87H110ZM116 88V87H115ZM126 88V87H125ZM128 88V87H127ZM221 88V87H220ZM253 88V87H252ZM123 89V88H122ZM131 89V90H132ZM135 89V88H134ZM139 89V87H138ZM150 89V88H149ZM154 89V88H153ZM162 89V88H161ZM184 89V88H183ZM217 89V88H216ZM241 89V88H240ZM244 89V87H243ZM241 89V90H243ZM246 89H249L246 88ZM251 89V88H250ZM259 89V88H258ZM110 90V89H109ZM108 90V91H109ZM114 90V87L113 89ZM116 90H118L116 88ZM137 89H135L136 91ZM152 90V88H151ZM218 90H219V86H218ZM222 90V89H220ZM253 90H255L254 92H256V89H251V90H248L247 93H252L251 95H253ZM115 91V90H114ZM129 92V89L127 90ZM126 91V92H127ZM133 91V90H132ZM160 91V90H158ZM175 91V90H174ZM181 91V90H179ZM186 91V90H185ZM186 91V92H187ZM124 92V94L126 93ZM134 92V91H133ZM133 92H130L132 93L131 96H133ZM139 92V91H138ZM214 92V91H213ZM223 93V90L221 91ZM224 92V93H225ZM258 92V91H257ZM262 92V91H261ZM162 93V91L160 92V94ZM168 93V92H167ZM221 93V94H222ZM260 93V90L259 92ZM111 94V93H110ZM109 94V95H110ZM114 94V93H113ZM127 94V93H126ZM158 94V93H157ZM172 94V93H171ZM187 95V93H185ZM234 94V93H233ZM256 94V93H255ZM262 94V93H261ZM129 95V94H128ZM185 95V97H186ZM210 95V93L208 94ZM208 95H205L207 96V99L206 101L208 100L209 97H213L212 95L211 96H208ZM214 95H217V94H214ZM236 95V94H234ZM250 95V96H251ZM108 96V95H107ZM106 96V97H107ZM113 95H111L112 97ZM174 96V94H173ZM204 96V97H205ZM224 96V94H223ZM241 96V95H240ZM240 96H237V97H240ZM246 96V95H245ZM255 96V95H254ZM253 96V98H254ZM259 96V95H258ZM135 97V96H134ZM133 97V99H134ZM216 97V96H215ZM227 97V96H226ZM248 97V96H247ZM110 98V96L108 97ZM170 98V96H169ZM203 98V97H202ZM218 98V96H217ZM225 98V97H224ZM242 98V97H241ZM246 98V97H245ZM249 98V97H248ZM264 98V96H263ZM163 99V98H162ZM180 99V98H179ZM178 99V101H179ZM197 101H194L196 100ZM210 99V98H209ZM214 100V98H212ZM211 99V100H212ZM250 99V98H249ZM248 99V100H249ZM131 100V99H130ZM171 100V99H170ZM168 99V101H170ZM186 100V98H185ZM184 100V101H185ZM216 100V98H215ZM218 100V99H217ZM236 100V99H235ZM233 99H231V103L232 105H237L235 106L234 108L238 107V110H237V113L231 115L228 117L226 123H232L234 120H238L237 118L241 119L243 118L242 116L245 114L243 113V111H246L245 108H243L241 110V106L238 105L240 104L239 101H235ZM113 101V100H112ZM124 101V103H123ZM172 101V100H171ZM187 101V100H186ZM205 101V102H206ZM219 101V100H218ZM143 102V101H142ZM164 103H166L165 101H163ZM177 102L176 99H174L172 101V103L170 102V104H173ZM237 102V103H236ZM241 102H243L241 100ZM245 102V101H244ZM243 102V103H244ZM91 103H94L96 104V106H91L90 104ZM112 103V102H111ZM110 103V104H111ZM117 103V102H116ZM162 103V102H161ZM162 103V104H164ZM178 103V102H177ZM175 103V104H177ZM181 105L183 104V102H180ZM186 103V102H185ZM192 103V102H191ZM191 103H187V104H191ZM192 103V104H193ZM208 103V102H207ZM210 103V102H209ZM236 103V104H235ZM138 104V103H137ZM136 104V105H137ZM141 104V103H140ZM174 104V106H176ZM112 105V104H111ZM127 105V106H126ZM165 105V104H164ZM168 105V104H167ZM180 105V106H181ZM186 105V104H185ZM208 105V104H207ZM247 105V104H246ZM173 105H171L172 107ZM178 106V104H177ZM198 106V105H196ZM92 107H96L97 109H93ZM113 107V106H111ZM114 107H115V101H114ZM169 107V106H168ZM184 108H188V106H181ZM200 107V106H199ZM212 107V106H211ZM215 107V106H213ZM110 108V107H109ZM192 108V107H191ZM196 108V107H195ZM232 108V107H231ZM113 109V108H112ZM115 109V108H114ZM133 109V107H132ZM178 109H182V108H179ZM202 109V108H201ZM237 109V108H236ZM186 110V109H185ZM190 110V109H189ZM196 110V109H195ZM135 111V110H134ZM137 111V110H136ZM183 111V110H182ZM205 111V110H203ZM208 111V109H207ZM218 111V110H217ZM193 112V111H191ZM206 112V111H205ZM132 113V112H130ZM207 113V112H206ZM216 113V112H215ZM107 114H110V113H107ZM128 114V115H127ZM158 114V113H157ZM156 114V115H157ZM193 114V113H192ZM202 114V113H201ZM110 115H113V114H110ZM204 115V114H203ZM207 115V114H206ZM209 115V114H208ZM223 115V113H222ZM107 118H106V117ZM250 116V115H249ZM257 116V115H256ZM259 116V115H258ZM153 117V116H152ZM157 117V116H155ZM212 117V116H211ZM245 117V115H244ZM132 118V117H131ZM154 118V117H153ZM250 118V117H249ZM257 118V117H256ZM113 119V120H112ZM205 119V118H204ZM259 119V118H257ZM132 119H130L131 121ZM253 120V119H252ZM119 121V122H118ZM134 121H135V118H134ZM137 119L135 121V124L137 123ZM144 121V120H143ZM246 121V120H245ZM248 121V120H247ZM261 121V120H259ZM66 122V123H65ZM132 122V121H131ZM149 122V120H148ZM209 122V121H208ZM257 122V121H256ZM65 123V124H64ZM134 123V122H133ZM139 123V122H138ZM145 123V121H144ZM143 123V124H144ZM147 123V122H146ZM213 123V122H211ZM225 123V121L223 122ZM235 123V121H234ZM238 123V122H237ZM264 123V122H263ZM148 124V123H147ZM150 124H152L150 126ZM210 124V123H209ZM248 123H246L247 125ZM256 124V123H255ZM260 124V123H259ZM64 125V126H62ZM140 124L136 125L137 127L139 126ZM218 125V124H217ZM231 125H234V124H231ZM150 128L146 131V133L148 135H155V132L159 130L160 132V129H158L154 123H151V121L149 122V125H148ZM147 126V128H148ZM208 126V125H207ZM227 126H229L227 124ZM249 126V124H248ZM251 126V125H250ZM260 126L262 127V125L260 124ZM64 127V128H63ZM143 127H146V124L145 126L143 125ZM202 127V126H201ZM205 127V126H204ZM230 127V126H229ZM247 127V126H246ZM67 128V129H66ZM69 128V130H68ZM141 128H142V125H141ZM145 128V129H147ZM236 128V127H235ZM240 128V127H239ZM242 128V126H241ZM244 128V127H243ZM63 129L65 130H68L67 132H63ZM231 129V128H230ZM261 128H258V127H252L250 128V131L248 130V132H246L247 134H244L242 136H240L239 139H235L234 141H232L230 143L231 144H235L234 148H235V152L232 154L231 152H229L230 154H227L224 152L223 148H225V146L227 144L224 145V147L222 148L223 152L219 153V156L216 157V159L214 160V163L211 167L210 170H212L211 172H209L207 175H205L203 178L205 179V177H207L209 175V177L212 175L213 172L215 171H218L219 168L221 169V167H223L219 174L217 173L216 175L220 177H222L224 175L225 177V174H227L228 172H232L230 171V168L229 166L231 164H234L233 160L235 159L236 157V152L238 147L240 146L241 149H247L248 146H250L251 144L255 143V142H258L261 138H260V130ZM144 130V128H143ZM224 130V128H223ZM244 131V130H243ZM145 133V130L142 131ZM143 133V134H144ZM238 133V132H237ZM264 133V132H263ZM262 134V133H261ZM145 135V134H144ZM153 135V136H154ZM263 135V134H262ZM143 136V135H142ZM237 136V134H236ZM239 136V135H238ZM164 137V136H163ZM224 136L222 135V138ZM234 137V136H233ZM232 137V138H233ZM205 138V137H204ZM236 138V137H234ZM227 139V138H226ZM225 139V140H226ZM263 139V138H262ZM218 140V139H217ZM220 140V139H219ZM254 140H257V141H254ZM206 141H208V139L206 138L205 140H202L201 143H205ZM230 141V140H229ZM254 141V142H253ZM264 141V140H262ZM261 141V142H262ZM224 142V141H223ZM226 142V141H225ZM234 142H237L239 145H237V143H234ZM215 143V142H214ZM218 143V141H217ZM216 143V144H217ZM260 143V142H259ZM258 143V146L260 145ZM157 144V143H156ZM219 144V143H218ZM217 144V146H218ZM222 144V143H221ZM208 145V144H206ZM257 145V144H256ZM264 145V143H263ZM157 146V145H156ZM155 146V147H156ZM212 146V145H211ZM261 146V145H260ZM213 147V146H212ZM252 147V146H250ZM253 147H255V145H253ZM263 147V146H262ZM130 148V151H128V149ZM156 148H160L159 145L156 147ZM169 148V147H168ZM217 148V147H216ZM215 148V149H216ZM220 148V147H219ZM261 147H259V150H260ZM166 149V148H165ZM229 149V148H227ZM226 149V150H227ZM257 149V147H256ZM232 150V149H231ZM248 150V149H247ZM246 150V151H247ZM250 150V154L252 155L251 153V149ZM249 150H248V153H249ZM255 150V149H254ZM253 150V151H254ZM263 150V149H262ZM214 151V150H213ZM261 151V150H260ZM243 152V150H242ZM257 152V150H256ZM263 152V151H261ZM260 152V153H261ZM175 153V152H174ZM217 153H218V150H217ZM241 154V151L239 152ZM259 153V154H260ZM216 154V153H215ZM221 154H223L221 156ZM243 154H247V153H243ZM254 154H255V151H254ZM174 155V154H173ZM208 155V154H207ZM238 155V154H237ZM248 155V154H247ZM246 155V158L248 159ZM156 156L158 157V161H156V164H159V162H166V160L169 159V157L167 159L163 158L161 155H158L156 154ZM242 156V155H241ZM250 156V155H249ZM240 157V156H239ZM244 157V155H243ZM197 158V157H196ZM245 158V159H246ZM252 158V157H251ZM250 158V159H251ZM258 158V156H257ZM219 159V160H218ZM236 159H238L236 157ZM253 159V158H252ZM218 160V161H217ZM239 160V159H238ZM241 160V159H240ZM236 161V160H235ZM248 163L249 162V159L247 160ZM251 161V160H250ZM152 160L150 159L149 160V163H151ZM217 162V163H216ZM244 159H243V162L244 163ZM162 163V164H163ZM186 163V162H185ZM219 163L221 165H219ZM161 164V163H160ZM159 164V165H160ZM166 164V163H165ZM252 164V163H251ZM196 165V164H195ZM235 165V164H234ZM190 166V164H189ZM214 166V167H213ZM234 166L232 165V168ZM236 167V166H235ZM239 167V166H238ZM241 167V166H240ZM181 168V167H180ZM191 168V166H190ZM192 169V168H191ZM195 169V167H194ZM193 169V170H194ZM182 170V169H181ZM190 170V169H188ZM197 170V169H196ZM195 170V171H196ZM233 170V169H232ZM147 171H152L153 172V168L152 167H148L147 168ZM180 171V170H179ZM186 171V169H185ZM234 171V170H233ZM237 172L240 173V171L237 170ZM176 173V172H175ZM174 173V174H175ZM193 173V172H192ZM197 173V172H196ZM112 174L109 178H108V175ZM222 174V175H221ZM235 174V173H234ZM181 175V174H179ZM190 175V174H189ZM214 175V174H213ZM214 175L216 178L217 176ZM230 176V173L228 174ZM232 175V174H231ZM192 177H189V178H193V176L195 175H190ZM228 176V177H229ZM207 177V178H209ZM212 177V176H211ZM208 180V182H206L207 185L211 186L213 184H215L216 182V178L215 177H212ZM227 177V178H228ZM202 178V180H203ZM226 177L224 178V181H227ZM219 179V178H218ZM189 180V179H188ZM188 180H187V183H188ZM229 180V179H228ZM186 181V180H185ZM220 181V180H219ZM222 181V182H224ZM184 182V181H183ZM230 182V181H229ZM186 183V185H187ZM221 183V182H220ZM183 185H185V183H183ZM219 185V183H218ZM134 186V185H133ZM220 186V185H219ZM218 186V187H219ZM102 189V192H97V189L100 188ZM135 188H138L136 186H134ZM179 187L181 189H179ZM192 187V186H191ZM217 186L214 185V188H216ZM221 187V186H220ZM195 188V186H194ZM141 189V187L139 188ZM220 189V188H219ZM120 190V189H119ZM189 190V189H188ZM195 190H198L199 191V194H200V189L199 187L196 188ZM194 190V191H195ZM215 190V189H214ZM218 190V189H216ZM219 191V190H218ZM218 191H216L218 193ZM221 191H223V194L224 193H227V189H222ZM215 192V193H216ZM190 193V192H189ZM222 193V192H221ZM130 194V195H129ZM188 194V193H187ZM211 194V193H210ZM219 194V193H218ZM132 196V193H128L127 191H125L123 197L125 196ZM183 195L185 196L186 193H183ZM195 195V194H194ZM196 196V195H195ZM202 196V195H201ZM214 196V195H213ZM189 197V196H188ZM198 197V196H196ZM212 197V196H211ZM209 198V197H207ZM214 198V197H213ZM212 198V199H213ZM201 199V198H199ZM202 200V199H201ZM210 201V200H209ZM190 202V201H189ZM157 209V210H156ZM155 210V211H153ZM164 212V216H171L167 219L166 222L164 223H159L156 225V228H146L147 225L151 222V221H155L157 220V218H159L161 216V213ZM254 216H249L247 217L246 220H243V221H248V220H251ZM166 218V217H165ZM242 218H244V216H242ZM246 218V217H245ZM185 219H190L191 222L194 221L193 223H191L189 225L188 228H186V226L182 224V222L185 220ZM141 220H144L143 223H139L135 228L132 227V225H134L135 223H138L139 221ZM240 221L243 222V221ZM162 221V219H161ZM184 223H187V222H184ZM178 226H182L180 227V233L178 232L177 230V227ZM140 227H144V228H140ZM141 229H147L148 231H145L143 233H140ZM188 232V234H186ZM162 237H168L167 238V241H166V245L165 246H160V245H156V244H159L161 242V238ZM142 247L145 251H147L144 255H139L136 251ZM166 247H168L167 249V253L165 251ZM182 255V254H181Z\"/></svg>", "mask_w": 264, "mask_h": 264}, {"label": "water", "instance_id": "3", "mask_svg": "<svg viewBox=\"0 0 264 264\" xmlns=\"http://www.w3.org/2000/svg\"><path fill=\"white\" fill-rule=\"evenodd\" d=\"M0 264H130L1 76Z\"/></svg>", "mask_w": 264, "mask_h": 264}]
</instances>
